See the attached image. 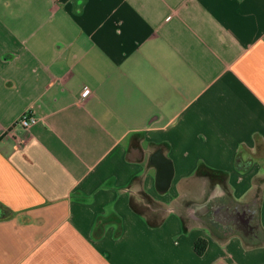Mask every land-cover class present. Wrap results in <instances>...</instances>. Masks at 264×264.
I'll return each mask as SVG.
<instances>
[{
  "label": "crops",
  "instance_id": "1",
  "mask_svg": "<svg viewBox=\"0 0 264 264\" xmlns=\"http://www.w3.org/2000/svg\"><path fill=\"white\" fill-rule=\"evenodd\" d=\"M0 207V264H264V0H0Z\"/></svg>",
  "mask_w": 264,
  "mask_h": 264
},
{
  "label": "built area",
  "instance_id": "2",
  "mask_svg": "<svg viewBox=\"0 0 264 264\" xmlns=\"http://www.w3.org/2000/svg\"><path fill=\"white\" fill-rule=\"evenodd\" d=\"M90 93H91L90 89L87 86H84L80 93V97L82 99H85L90 95ZM36 122H37L36 116H34L32 112L28 111L20 116V118L17 120V125L22 129H28Z\"/></svg>",
  "mask_w": 264,
  "mask_h": 264
},
{
  "label": "water",
  "instance_id": "3",
  "mask_svg": "<svg viewBox=\"0 0 264 264\" xmlns=\"http://www.w3.org/2000/svg\"><path fill=\"white\" fill-rule=\"evenodd\" d=\"M172 175L173 170L169 165H164L157 168V188L161 191L167 190L170 186Z\"/></svg>",
  "mask_w": 264,
  "mask_h": 264
},
{
  "label": "trees",
  "instance_id": "4",
  "mask_svg": "<svg viewBox=\"0 0 264 264\" xmlns=\"http://www.w3.org/2000/svg\"><path fill=\"white\" fill-rule=\"evenodd\" d=\"M8 215V210L6 208L0 207V218H4ZM205 242L200 240L195 243V252L201 255L205 248Z\"/></svg>",
  "mask_w": 264,
  "mask_h": 264
}]
</instances>
